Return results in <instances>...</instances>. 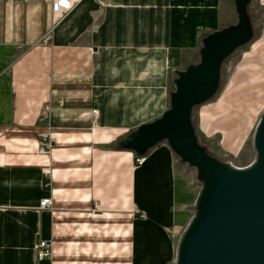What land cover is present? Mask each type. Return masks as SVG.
Masks as SVG:
<instances>
[{
    "label": "crops",
    "instance_id": "0c3cea01",
    "mask_svg": "<svg viewBox=\"0 0 264 264\" xmlns=\"http://www.w3.org/2000/svg\"><path fill=\"white\" fill-rule=\"evenodd\" d=\"M252 2L81 0L54 26L52 0H0V264H178L200 172L168 139L130 135L172 109L209 39L244 18L237 50L253 42ZM221 79L190 112L210 155L193 112ZM40 240L51 258L36 259Z\"/></svg>",
    "mask_w": 264,
    "mask_h": 264
},
{
    "label": "water",
    "instance_id": "95a60500",
    "mask_svg": "<svg viewBox=\"0 0 264 264\" xmlns=\"http://www.w3.org/2000/svg\"><path fill=\"white\" fill-rule=\"evenodd\" d=\"M241 19L238 27L209 39L202 64L184 74L173 97L172 109L164 118L130 135L133 143L141 146L146 143V147L168 139L184 161L199 172L201 168L204 171L203 175L200 173L204 186L197 214L183 236L178 264H264V175L246 185L227 180L226 174L232 169L246 168L229 167L213 158L198 144L190 120L192 108L216 94L224 61L250 41V22ZM243 24L246 25L241 30ZM240 30L246 42L223 51L222 45H228L234 32ZM258 134L259 161L251 167L263 159L264 118Z\"/></svg>",
    "mask_w": 264,
    "mask_h": 264
},
{
    "label": "rangeland",
    "instance_id": "374dc122",
    "mask_svg": "<svg viewBox=\"0 0 264 264\" xmlns=\"http://www.w3.org/2000/svg\"><path fill=\"white\" fill-rule=\"evenodd\" d=\"M250 13L256 30L253 42L227 59L218 95L193 112L200 142L229 167L249 168L259 161L258 130L264 118V0H253ZM241 30L234 32L228 45H222L223 51L246 42ZM50 39L46 36L44 43ZM205 111L209 116L207 123L211 122L208 134L201 130L206 122ZM200 173L204 174L202 168Z\"/></svg>",
    "mask_w": 264,
    "mask_h": 264
},
{
    "label": "built area",
    "instance_id": "2783aa9c",
    "mask_svg": "<svg viewBox=\"0 0 264 264\" xmlns=\"http://www.w3.org/2000/svg\"><path fill=\"white\" fill-rule=\"evenodd\" d=\"M81 0H52V16H53V25L59 24L80 2ZM103 5V4H102ZM49 39L51 38L50 36ZM50 145L40 148V152L44 153L47 151ZM143 161L142 158H136V163H141ZM235 167V166H233ZM53 207V203L51 198H46L42 200L40 204L41 210H50ZM36 259L37 260H45L51 258L52 256V244L47 241L40 240L36 246Z\"/></svg>",
    "mask_w": 264,
    "mask_h": 264
},
{
    "label": "bare ground",
    "instance_id": "6f19581e",
    "mask_svg": "<svg viewBox=\"0 0 264 264\" xmlns=\"http://www.w3.org/2000/svg\"><path fill=\"white\" fill-rule=\"evenodd\" d=\"M263 175L264 155L262 161L254 167L246 169H232L228 174H226V179L235 183H239L241 185H246L262 177Z\"/></svg>",
    "mask_w": 264,
    "mask_h": 264
}]
</instances>
